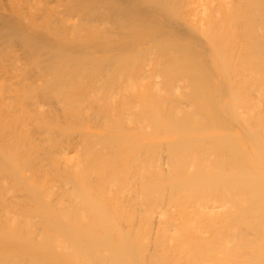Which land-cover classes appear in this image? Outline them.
I'll return each instance as SVG.
<instances>
[{
  "label": "bare ground",
  "instance_id": "6f19581e",
  "mask_svg": "<svg viewBox=\"0 0 264 264\" xmlns=\"http://www.w3.org/2000/svg\"><path fill=\"white\" fill-rule=\"evenodd\" d=\"M0 264H264V0H0Z\"/></svg>",
  "mask_w": 264,
  "mask_h": 264
}]
</instances>
